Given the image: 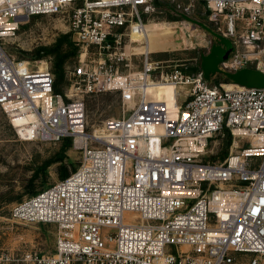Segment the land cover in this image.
<instances>
[{
  "label": "built area",
  "instance_id": "1",
  "mask_svg": "<svg viewBox=\"0 0 264 264\" xmlns=\"http://www.w3.org/2000/svg\"><path fill=\"white\" fill-rule=\"evenodd\" d=\"M185 1L203 3L231 40L223 69L253 62L264 73V0ZM148 4L0 0V40L31 17L66 12L81 48L61 92L46 62L17 60L0 41V106L11 123L24 118L17 136L70 137L81 153L66 176L10 208L15 222L53 224L54 252H0V264H264V86L158 70L149 53L140 69L120 70L132 54L121 36L142 33L139 8ZM163 85L174 87V110L149 90ZM105 91L118 92L122 115L87 131L84 96ZM225 137L226 153L206 159L208 145Z\"/></svg>",
  "mask_w": 264,
  "mask_h": 264
},
{
  "label": "rangeland",
  "instance_id": "2",
  "mask_svg": "<svg viewBox=\"0 0 264 264\" xmlns=\"http://www.w3.org/2000/svg\"><path fill=\"white\" fill-rule=\"evenodd\" d=\"M162 6L157 9L148 4L139 8L142 20L147 25L149 59L159 62V69L171 71L183 68L186 72L200 71L209 82L231 81L245 86H264V73L258 71L253 62L247 63L236 70L223 69L221 62L228 59L233 51L229 38L222 36L210 21L208 11L201 2L185 0H161ZM67 13L39 15L21 24L15 35L5 36L0 41L3 48L17 60L30 62H46L54 82L52 57L35 56L39 46L51 45L62 34H68L70 41L77 47V53L68 59L64 66L63 78L58 86L66 92L72 80L70 71L80 57L81 48L69 32ZM124 32H127L124 30ZM121 36V45H128L132 52L130 67L119 66L122 71L140 69L143 52L146 49L143 31L140 34ZM89 48L91 59L98 60V53ZM170 90L161 89V98L170 95ZM157 96V95H156ZM184 97L182 96L180 99ZM157 98L160 99L159 96ZM87 131L95 132L102 128L103 121L108 117L122 115V103L118 92L105 91L95 95H85ZM208 145L206 159H217L228 148V139H214ZM59 142L39 140H23L17 136L12 123L0 106V252H9L14 256L24 251H36L48 254L55 250V226L45 223H20L10 218L13 203L30 196L60 178L58 163L48 166L45 175H39L32 183L35 169L45 160L52 158L60 148ZM68 159L65 164L70 171L79 162L81 153L71 146L67 149ZM217 154V155H216ZM9 264H16L15 262Z\"/></svg>",
  "mask_w": 264,
  "mask_h": 264
},
{
  "label": "trees",
  "instance_id": "3",
  "mask_svg": "<svg viewBox=\"0 0 264 264\" xmlns=\"http://www.w3.org/2000/svg\"><path fill=\"white\" fill-rule=\"evenodd\" d=\"M153 5L157 9H159L162 6L161 0H153ZM76 53H77V47H75L73 43L70 41L68 34H62L56 39V41L53 44L39 46L35 50V56L38 58L44 55H49L52 57V68L55 74V82H54L55 91H60L58 83L63 78L64 66L66 62L70 57L75 56ZM60 143H61L60 148L54 154V156L52 158H49L48 160H45L41 165H39L35 169L32 177L30 178L31 183L36 178H38L39 175H45L48 166L53 163H58L60 178L66 176L69 173V170L67 169L65 162L68 159L66 151L72 144L71 138L64 137L60 140ZM228 143H229V138H228ZM226 151L223 152V155L226 153ZM74 168L75 166H73L72 169ZM36 192L38 191L33 192L31 195L35 194Z\"/></svg>",
  "mask_w": 264,
  "mask_h": 264
},
{
  "label": "bare ground",
  "instance_id": "4",
  "mask_svg": "<svg viewBox=\"0 0 264 264\" xmlns=\"http://www.w3.org/2000/svg\"><path fill=\"white\" fill-rule=\"evenodd\" d=\"M146 27L147 25L144 24V29H143V37L145 38L144 40H141L142 43H145L146 45V49L143 53H148V37L150 36L151 33H147L145 32L146 31ZM131 39H132V42L134 40L133 36H131ZM135 41V40H134ZM152 86L149 87V90L152 91L154 90L155 91V94L157 96L160 97V99L158 98V100H161L163 102H165L167 104V107L169 108V110H174L176 108V104L174 103V98H173V93H174V87L171 86V85H163V86H157V88H154ZM162 88H166V89H169L170 90V95L168 96H163V97H166V98H161V89ZM187 88L186 85H183V84H180L178 87H177V92H178V97L180 99V97L182 96V93H184V90ZM23 117L22 116H16L13 121H12V125L13 127H15L16 129H19V125L22 124L23 122ZM27 119V118H26Z\"/></svg>",
  "mask_w": 264,
  "mask_h": 264
},
{
  "label": "crops",
  "instance_id": "5",
  "mask_svg": "<svg viewBox=\"0 0 264 264\" xmlns=\"http://www.w3.org/2000/svg\"><path fill=\"white\" fill-rule=\"evenodd\" d=\"M258 71H260L259 69H257ZM261 72V71H260ZM220 82H231V81H220ZM219 83V82H218ZM231 83H234V82H231ZM211 84H214V83H211ZM53 252V250L50 252V253H52ZM50 253H48V254H50Z\"/></svg>",
  "mask_w": 264,
  "mask_h": 264
}]
</instances>
